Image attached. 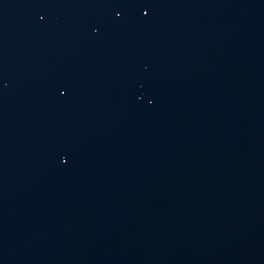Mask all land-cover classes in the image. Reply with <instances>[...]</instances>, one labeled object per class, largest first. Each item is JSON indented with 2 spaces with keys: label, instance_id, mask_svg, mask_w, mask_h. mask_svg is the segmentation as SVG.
I'll use <instances>...</instances> for the list:
<instances>
[{
  "label": "water",
  "instance_id": "water-1",
  "mask_svg": "<svg viewBox=\"0 0 264 264\" xmlns=\"http://www.w3.org/2000/svg\"><path fill=\"white\" fill-rule=\"evenodd\" d=\"M0 264H264V0H0Z\"/></svg>",
  "mask_w": 264,
  "mask_h": 264
}]
</instances>
